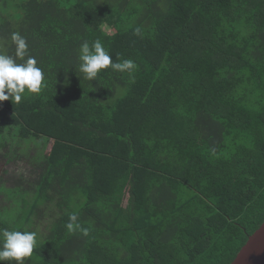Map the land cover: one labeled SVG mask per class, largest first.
I'll return each mask as SVG.
<instances>
[{
  "label": "trees",
  "instance_id": "obj_1",
  "mask_svg": "<svg viewBox=\"0 0 264 264\" xmlns=\"http://www.w3.org/2000/svg\"><path fill=\"white\" fill-rule=\"evenodd\" d=\"M13 33L46 85L0 102V155L38 148L0 178L25 264H231L264 222V0H0V53ZM96 40L132 75L84 79Z\"/></svg>",
  "mask_w": 264,
  "mask_h": 264
},
{
  "label": "clouds",
  "instance_id": "obj_2",
  "mask_svg": "<svg viewBox=\"0 0 264 264\" xmlns=\"http://www.w3.org/2000/svg\"><path fill=\"white\" fill-rule=\"evenodd\" d=\"M11 41L15 55L0 53V102L11 100L20 103L25 93L39 94L44 84L45 74L37 66L35 57L29 54L27 40L20 33H13ZM79 71L84 79L92 81L98 78L101 70L111 69L116 72H127L129 76L136 70L137 65L132 60L113 62L112 57L100 40L90 46L83 42L78 54ZM66 225L69 232L79 228L76 215L69 217ZM37 244V233L30 231L0 230V264H25L26 258L33 255Z\"/></svg>",
  "mask_w": 264,
  "mask_h": 264
},
{
  "label": "rangeland",
  "instance_id": "obj_3",
  "mask_svg": "<svg viewBox=\"0 0 264 264\" xmlns=\"http://www.w3.org/2000/svg\"><path fill=\"white\" fill-rule=\"evenodd\" d=\"M109 33L110 29H106ZM52 147V141L47 144L46 150L43 153V157L40 162V166L43 168V174L47 173L49 165L46 164L47 156L50 153ZM37 149L34 145H32L29 150L24 151V146L20 147L16 153H18L17 157H13L11 159L7 158V156L0 155V178L4 179V184L6 188H9L15 185L17 181L22 178V175L27 176L30 174L32 168L35 166L38 168L36 163L29 159V157H35L37 155ZM4 195V194H3ZM0 199H3V196L0 194Z\"/></svg>",
  "mask_w": 264,
  "mask_h": 264
},
{
  "label": "water",
  "instance_id": "obj_4",
  "mask_svg": "<svg viewBox=\"0 0 264 264\" xmlns=\"http://www.w3.org/2000/svg\"><path fill=\"white\" fill-rule=\"evenodd\" d=\"M231 264H264V222L249 236Z\"/></svg>",
  "mask_w": 264,
  "mask_h": 264
}]
</instances>
